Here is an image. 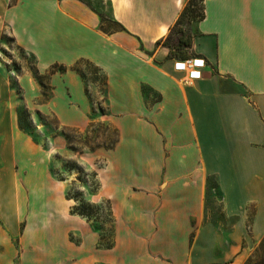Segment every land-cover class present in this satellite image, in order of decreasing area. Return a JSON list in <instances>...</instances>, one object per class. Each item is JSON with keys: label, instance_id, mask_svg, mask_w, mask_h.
Returning a JSON list of instances; mask_svg holds the SVG:
<instances>
[{"label": "crops", "instance_id": "obj_1", "mask_svg": "<svg viewBox=\"0 0 264 264\" xmlns=\"http://www.w3.org/2000/svg\"><path fill=\"white\" fill-rule=\"evenodd\" d=\"M10 1L0 0L3 20L37 71L67 67L49 75L61 125L91 122L72 66L85 60L105 75L100 119L117 140L94 156L114 230L112 247H98L39 144L27 143L20 160L36 158L19 173L25 198L0 217V264H244L264 239V0H203L204 17L185 26L191 56L206 63L191 85L157 44L186 0H105L125 28L112 33L80 0Z\"/></svg>", "mask_w": 264, "mask_h": 264}, {"label": "rangeland", "instance_id": "obj_2", "mask_svg": "<svg viewBox=\"0 0 264 264\" xmlns=\"http://www.w3.org/2000/svg\"><path fill=\"white\" fill-rule=\"evenodd\" d=\"M104 18L103 27L109 31L116 26L112 23L109 4L105 0H80ZM199 12L200 1L194 0ZM0 9V217L9 215L10 200L25 198L20 172L36 158L20 160L21 149L27 143L39 144V149L47 158L49 172L55 183L60 185L63 197L68 199V211L78 207L92 215L93 221L82 217L90 229L106 241L112 239L114 222L108 209L107 198L100 191V169L104 158L94 154L105 149L117 137V131L108 120L100 119L108 113L105 99L103 73L84 60L77 61L92 101L91 122L84 129L63 126L52 112L49 102L52 86L49 81L50 67L39 73L33 54L18 45L13 39L8 25L3 20ZM196 13L185 12L180 25L192 29ZM177 27L173 28L169 42L175 43ZM241 89L240 87H238ZM242 90V89H241ZM92 147V148H90ZM45 151V152H44ZM99 183L97 190H94ZM109 201V200H108ZM0 218V223H1ZM3 226H0V231ZM70 239L78 243L81 235L70 231ZM99 247V246H98ZM244 264H264V242L259 243Z\"/></svg>", "mask_w": 264, "mask_h": 264}, {"label": "trees", "instance_id": "obj_3", "mask_svg": "<svg viewBox=\"0 0 264 264\" xmlns=\"http://www.w3.org/2000/svg\"><path fill=\"white\" fill-rule=\"evenodd\" d=\"M14 1L15 0H11L10 2L13 3ZM193 1L194 0H186L185 5H184L181 13H180L179 17L177 18V20L175 21V23L173 24V26L171 27L169 34L163 40H158L157 41V44L162 43L164 46H167L169 48V56L171 58L184 59V58H187V57L191 56L190 47H191V42H192V35L190 34V32L184 26H181L180 25V21H181L182 16L185 14V12H189L192 15H194L196 13V20H200V19H202L204 17L203 0H199L200 1V7H199V12L198 13H197V9L194 8L195 5H194ZM91 9L93 11H95L93 8H91ZM96 13L98 14V16L100 18L99 28L103 32H105V33H112V32H115V31L125 30V28L123 27V25L120 22H118L116 19H114L113 17H112V23L116 27L113 28V29H111V30H109V31L105 30L104 27H103L104 18L102 17V15L100 13H98V12H96ZM175 26L177 27L178 36L176 37L175 43L174 44H171L169 42V38H170V34L173 31V28ZM86 62H88V61H86ZM76 63L72 66V68L74 70H76L77 72H79V74L81 75V77L84 78V76L81 73V71L76 68ZM88 63L91 64L90 62H88ZM96 68L98 70H100V68H98V67H96ZM66 69H67V67L65 65H62V64H53V65H51V67L49 69V72L53 73V72H56V71H65ZM104 80H105V83H106L105 75H104ZM116 140H117V137L111 143V145L108 146L107 148L113 147L114 144L116 143ZM90 148H92V147H90ZM98 187H99V183L96 184L94 190H97ZM107 203L109 205L108 206V209L110 211V215H111V217L113 219V222H114L113 214H112L111 207H110V203H109L108 200H107ZM73 211L75 213L79 214L80 216L86 218L88 221H93L92 215L89 212L87 213V212H85L84 210H81L78 207H74ZM261 242H264V239ZM112 245H113V236H112V239H110L109 241H106V239L104 238L103 235L100 236V239H99V242H98V246L99 247L110 248V247H112Z\"/></svg>", "mask_w": 264, "mask_h": 264}, {"label": "built area", "instance_id": "obj_4", "mask_svg": "<svg viewBox=\"0 0 264 264\" xmlns=\"http://www.w3.org/2000/svg\"><path fill=\"white\" fill-rule=\"evenodd\" d=\"M206 63L202 57L189 56L184 59H175L173 63L174 70L183 74L182 82L191 85L193 81L201 78L202 70Z\"/></svg>", "mask_w": 264, "mask_h": 264}]
</instances>
